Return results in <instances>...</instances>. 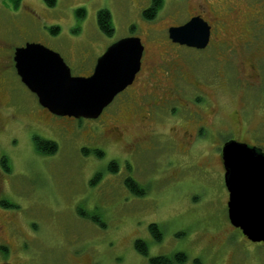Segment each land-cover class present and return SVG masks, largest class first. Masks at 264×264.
I'll list each match as a JSON object with an SVG mask.
<instances>
[{"label": "rangeland", "instance_id": "374dc122", "mask_svg": "<svg viewBox=\"0 0 264 264\" xmlns=\"http://www.w3.org/2000/svg\"><path fill=\"white\" fill-rule=\"evenodd\" d=\"M163 2L156 19L148 21L143 13L151 0H57L54 7L43 0H22L17 10L10 1L0 0V40L7 55L25 43H41L60 54L73 75H84L121 39L138 37L146 47L139 81L97 120L54 116L48 121L14 70L3 73L0 155L11 168L3 176V190L11 203L9 220L18 223L28 239L14 248L12 263L22 264V255L27 258L23 264H150L151 258L183 253L186 264H264V244L249 242L229 221V193L216 157L219 132L203 134L202 144L196 145L200 153L198 148L188 152L191 145L177 147L184 142L183 131L196 134L191 112L200 110L194 104L207 107L206 118L216 126L221 121L223 128L227 122L231 128L237 115L241 124L239 132L233 125L235 132L241 135L247 129L251 140L258 130L255 140L264 139V45L244 48L236 39L245 28L249 0ZM228 8L239 16L221 18ZM79 10H85L84 18L77 16ZM102 10L112 17L110 37L99 28ZM198 14L215 27V17L228 24L224 32L229 36L221 38L226 44H221L220 33L204 51L171 42L169 29ZM52 29L59 31L53 34ZM256 58L261 73L250 80L256 75L251 69ZM179 69L182 76L175 73V79L173 70ZM192 85L206 93L210 104ZM173 89L185 97L180 104L188 100L191 110L144 105L146 94L169 97ZM130 94L144 111L135 112L134 105L131 111L122 109V100ZM112 123L122 130L118 137L109 135ZM36 136L55 142L58 153L39 154ZM95 150L104 157H97ZM111 163L117 164V173L109 170ZM128 178L145 188L146 195L132 194L124 185ZM151 224L160 226L161 242L153 239ZM137 240L148 244V258L135 251ZM78 255L81 261L74 260Z\"/></svg>", "mask_w": 264, "mask_h": 264}, {"label": "water", "instance_id": "95a60500", "mask_svg": "<svg viewBox=\"0 0 264 264\" xmlns=\"http://www.w3.org/2000/svg\"><path fill=\"white\" fill-rule=\"evenodd\" d=\"M210 36L201 17L169 29L173 43L196 50L207 48ZM144 52L140 38L121 39L99 57L89 77L73 76L61 55L40 43L17 48L14 62L21 82L51 114L97 120L133 85ZM223 161L229 221L252 243H264V153L232 141L224 147Z\"/></svg>", "mask_w": 264, "mask_h": 264}, {"label": "flooded vegetation", "instance_id": "af4514ba", "mask_svg": "<svg viewBox=\"0 0 264 264\" xmlns=\"http://www.w3.org/2000/svg\"><path fill=\"white\" fill-rule=\"evenodd\" d=\"M151 3H152V0H151ZM249 3H250V5L247 7V8H249V12L247 11V13L243 15V16H245V19H244L245 20V22H244V25H245L244 27L245 28H242L243 30H241L237 34V38H236L237 41H241L242 42V46L244 48H246V47L251 48L252 46H256L259 42H261L262 45H264V0H249ZM227 10H228L227 14L220 15L221 18L224 19V17L230 16V15L233 16V17H235V15L237 17L239 16L237 11H234L231 8H228ZM194 17H201L210 26V28H211V36H210L209 45H211V43H213L212 41H213V37H214L215 33L216 34L220 33L222 35L221 37H219V40H221V44H223V45L226 44L225 41L221 39V38H225L226 36H229L228 33L224 32V31H226L229 28L228 24L226 22H224V20H221V19H218L217 17H215V19L217 20L216 27H215L214 24H211L210 21L207 18H205L203 15H201V14L195 15V16L191 17L189 20H191ZM168 33H169V31H168ZM3 41H4V39H3ZM3 41H2V39L0 40V88H1V86L3 84L2 75L7 69H9V68L13 69L14 72L16 73V75H17V71H16V68H15V62H14L15 51L13 52L12 55H7L5 53V50H4L5 44H4ZM26 44L27 43H25V45H23L21 47L26 46ZM209 45L207 46V48L209 47ZM207 48H205V49H207ZM204 50H199V51H204ZM237 50L235 48H233V51L236 52ZM145 52H146V47H145ZM145 52H144V55H145ZM256 59H258V58H256ZM143 60H144V56H143V59H142V67H141L140 73L137 75L133 85L128 87L125 90V92H127V91L129 92V90L139 81V76L142 73L143 66H144ZM228 60L226 62H229ZM258 61H259V59L256 61V64L252 65L251 69H252V71L254 73H256V75L253 76V77H249L250 80L255 78V77H257V76H259L260 73H261L260 70H259V65L257 64ZM96 64H97V61H95L93 66L90 68V70L86 74H84V75H73V76H81V77H89V76H91L93 74V72H94ZM177 68L178 67H176L175 69H177ZM177 70H173L174 76H175V73H181L180 72L181 69H179V71H177ZM181 76H182V73H181ZM175 79H176V76H175ZM197 80H199V79L197 78ZM250 80H247V81L250 82ZM200 82H202V81H200ZM250 85L251 84H249L248 87ZM192 86L195 87L194 88L195 92H197L199 95L202 96L203 101L206 102L207 104H210L209 103L210 101H209L208 97L206 96V93L203 90H200L198 88V85H192ZM155 89L158 91L159 90L158 86L157 87L156 86L153 87V90H155ZM173 90H174L173 91L174 92V96H172L173 93L171 92L169 97L165 96L163 93L157 94V93L152 92V93L146 94V98L144 99V101H146V104H144V105L145 106H149V109H152V108H155V109H164V108L165 109H170L173 105H175V106L181 105V106L191 110V107H190L191 105L188 104V100L186 99L187 103L185 105L180 104V100H182L185 97L182 96L181 94H178L175 89H173ZM177 95H178V98H177ZM140 97L142 98V96H140ZM141 98H139V100ZM136 101H137L136 100V96H134L133 94H130L128 96V98H126L124 101L122 100V102H123V108L122 109L126 108V112H128V111L132 110V107H130V105H134L135 108L133 110H135V112L138 109L141 110V111H144V108H143L144 106L143 107H139L140 106L139 105L137 107L138 104H137ZM197 101L201 102L202 99L201 100L198 99ZM192 106L196 107L198 110H200V112H196V113L195 112H191V114H192L191 118L194 119V122L196 124V134L195 135H191L188 132L183 131L184 133H183V139L182 140L184 142L181 143L180 147L177 146L179 149L180 148L182 149L184 144L187 145V146L191 145L188 148V152L192 153L193 151H195L198 148L199 153H200V148L199 147L202 144L200 138L201 139L204 138L203 134L206 131H214V132L218 131L219 134H217L216 136L220 137V145L216 148L217 151L215 150L214 146L213 147L211 146L210 149H211V151L215 150L217 152L216 157L218 158V163H219L218 166L221 168V170H223L224 176H225V167H224V161H223V150H224V147H225V145L227 143L234 141V142H237V143H240V144H246V145H248L250 147L257 148L258 150H260V152L264 153V139L260 142L258 140L256 141L255 138H254L256 133L258 132V130H256L251 135V140H249V138L247 137V134H248L247 129H245L243 134H241V135L238 134V132L240 130L239 126H240L241 123H239V117L237 115H235L232 118V120H231L232 121L231 128L228 127V126H230V125L227 124L228 122L226 123L227 125L224 124L226 126V128H223V124L220 123L221 121L216 126L215 124L211 123V121L207 120L206 113L204 111V110H206L207 107H204V108L200 109V108H198L196 106V104H194ZM41 111L43 113H46L43 116L47 115L48 121L55 116V115L51 114L47 109H45L43 107H42ZM104 113H105V111H104ZM104 113L102 114L100 119L104 116ZM242 116L244 117V115H242ZM243 117L240 116V119H242ZM64 119H66L68 121H74L73 118L64 117ZM262 123H263L262 126H264V121ZM233 125L235 126V128L237 129L238 132H235L236 130H234ZM112 126H113V123H112V125L107 127V130L109 132L110 137H112L111 135H115V136L118 137L122 133V130L120 128H118V127H114V126L112 127ZM36 137L39 138V139H42L44 141L53 142L51 140L43 139V138L38 137V136H36ZM174 142H175V140H174ZM53 143H55V142H53ZM197 144H199V147L196 146ZM191 148H193L192 151H191ZM35 150L39 154H42L37 149L36 144H35ZM58 151H59V146H58V149L56 151V154L58 153ZM184 152H186V150ZM203 152H205L204 149H203ZM4 159H7V158H5L2 155H0V264H14V263H12L10 261V257L14 253V248L15 247L19 248L20 247V243L24 244L25 241H28V239H26V235H25L24 232H22V229L19 228V224L14 222L12 219L9 220L10 216L7 215L10 212L9 211V207L11 206V203L9 202V200H8V198L6 196L7 192L4 193V190H3V187L6 184L5 180L3 179V176H5L6 171L7 172L10 171L11 168L9 166H4L3 165ZM228 201H229V198H228ZM227 210H228V208H227ZM237 231L243 237H245L239 229H237ZM245 239L248 240L246 237H245ZM249 242H251V241H249ZM258 244H264V243H258ZM79 255H81V254H79ZM79 255L78 256H74V260L81 261L82 258H80ZM21 258L23 260L22 264L25 263L27 258L25 256L23 257L22 255H21ZM74 260L72 259V262ZM93 264H94V262H93Z\"/></svg>", "mask_w": 264, "mask_h": 264}, {"label": "trees", "instance_id": "16d2710c", "mask_svg": "<svg viewBox=\"0 0 264 264\" xmlns=\"http://www.w3.org/2000/svg\"><path fill=\"white\" fill-rule=\"evenodd\" d=\"M10 1L14 9L17 10L21 6L22 0H8ZM45 5L48 7H54L57 3V0H43ZM164 2L163 0H152L150 8H148L144 13L143 16L146 20L152 21L155 20L160 10L163 8ZM85 10H79L77 11V16L79 18L85 17ZM98 24L100 30L108 35L109 37L113 35L114 33V27L112 24V17L110 13L106 10H102L98 13ZM136 27H132L131 31L134 32ZM59 30L58 29H52L51 32L53 34H57ZM35 144L37 146V149L44 155H55L56 151L58 149V145L53 142L44 141L42 139H39L37 137H34ZM95 155L99 158L104 157V153L101 150H95L93 151ZM84 155H88L89 151L86 149L83 150ZM4 166H8V160L4 159L3 162ZM118 167L116 163H111L109 166V170L113 173L118 172ZM125 187L135 196L137 197H143L146 195V189L143 188L140 184H138L135 180L132 178H128L124 182ZM92 221H97V218L91 219ZM149 231L153 237V239L156 242H161L163 239V233L161 231V228L157 224H151L149 226ZM135 251L141 255L142 257L148 258L149 257V246L146 242L142 240H137L134 244ZM187 262V256L183 253H178L174 255L173 257H166V256H158L149 259L150 264H186Z\"/></svg>", "mask_w": 264, "mask_h": 264}, {"label": "bare ground", "instance_id": "6f19581e", "mask_svg": "<svg viewBox=\"0 0 264 264\" xmlns=\"http://www.w3.org/2000/svg\"><path fill=\"white\" fill-rule=\"evenodd\" d=\"M186 24V23H185ZM184 25V24H183ZM182 26V25H181ZM179 27V26H178ZM36 97V96H35ZM37 98V97H36ZM38 100V99H37ZM39 103V102H38ZM41 106V105H40ZM42 107V106H41Z\"/></svg>", "mask_w": 264, "mask_h": 264}]
</instances>
